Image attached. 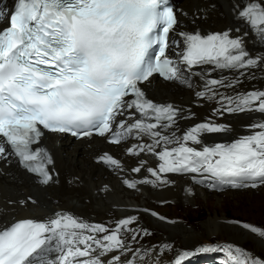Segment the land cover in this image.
Wrapping results in <instances>:
<instances>
[{
  "label": "snow or ice",
  "instance_id": "1",
  "mask_svg": "<svg viewBox=\"0 0 264 264\" xmlns=\"http://www.w3.org/2000/svg\"><path fill=\"white\" fill-rule=\"evenodd\" d=\"M226 2L230 26L204 33L181 31L170 0H16L14 9L0 0V22H8L0 28V170L15 158L41 184L53 182L48 166L54 161L39 147L47 130L78 139L98 135L117 145L144 141L127 151L140 157L131 171L151 178L125 179L129 189L165 187L175 183L172 175L213 191L264 188V89L240 90L264 79V54L246 46L252 36L264 48V0ZM208 7L217 9L216 0ZM199 11L193 23L203 18ZM154 75L217 104L214 117L260 118L233 142L207 146L204 136L229 133L230 126L208 118L181 129L180 121L195 114L150 100L140 85ZM99 159L123 170L107 153ZM242 227L264 240L260 227ZM151 235L136 216L103 224L56 213L47 222L26 219L0 229V264H193L220 252L226 259L219 264H264V257L231 244L145 248L140 241Z\"/></svg>",
  "mask_w": 264,
  "mask_h": 264
},
{
  "label": "bare ground",
  "instance_id": "2",
  "mask_svg": "<svg viewBox=\"0 0 264 264\" xmlns=\"http://www.w3.org/2000/svg\"><path fill=\"white\" fill-rule=\"evenodd\" d=\"M209 2L210 0H180L177 9L179 20L182 22L180 30L194 31L199 28L207 33L222 31L229 27L232 17L229 15L226 0H216L217 9L209 8ZM200 9H204L203 18L193 23V17L201 15ZM239 27L242 30L246 29L243 23ZM246 46L254 55L264 54V48L252 36L247 38ZM216 75L218 73H213V76ZM151 80V84L145 85L150 100L161 104H173L183 108L185 113L190 111L195 114L194 118L180 121L181 129L208 118L230 126L232 131L229 133L204 136V144L207 146L233 142L248 134L247 125L260 118L258 113L231 115L225 113L223 117H214L213 109L217 104L198 100L193 91L178 83L170 84L153 78ZM254 86L264 89V79L258 76L255 81H246L240 86V90H250ZM143 142L132 139L126 145L108 146L104 139L93 138L75 142L64 136L47 134L42 146L54 161L49 165L54 181L49 185L41 184L14 160L0 170V229L26 219L47 222L56 213H68L88 223L103 224L112 223L118 218L136 216L140 223H144L154 233L149 242L143 244L145 248L168 243L173 245L175 250L181 251L202 244L204 239L216 237L227 238L231 245L243 250L248 244L255 242L256 251L251 254L262 257L258 252L264 254V243L249 231L231 226L227 218L218 213L217 208L213 215L208 210L210 214L207 220L197 227L183 223L169 225L146 212L147 209L160 215L167 211L170 213L172 208L168 207L172 205L174 207L180 205L187 212H199L203 203L210 207L214 202L217 203V207L222 208L229 199L244 194L255 195L256 191L239 189L238 192H234L237 189H232L229 192L218 193L194 184L190 177L177 175L171 176L175 183L165 187L139 184V190L129 189L123 183L125 179L151 178L147 172L138 174L131 171L139 163L140 157L129 155L127 149ZM105 153L117 159L123 170L114 166L107 167L100 162L99 158ZM165 203V209L159 207ZM171 255L173 254L170 253L169 256ZM201 260L202 264L206 261L201 257L194 259ZM210 264L217 263L212 258Z\"/></svg>",
  "mask_w": 264,
  "mask_h": 264
},
{
  "label": "rangeland",
  "instance_id": "3",
  "mask_svg": "<svg viewBox=\"0 0 264 264\" xmlns=\"http://www.w3.org/2000/svg\"><path fill=\"white\" fill-rule=\"evenodd\" d=\"M229 191H232V189L223 190L222 193L229 192ZM238 191L239 190L234 191V192H238ZM255 191H256L255 195L244 194L243 196L229 199L228 201H226V204L222 208L221 206L217 207L216 202H214L213 204L211 203L210 207H208L206 203H203V206L199 212H195V211L187 212L180 205H176V207L172 205V207L171 206L168 207L170 209L172 208L170 213H168L167 211V212L161 213V216L166 217L167 221L171 222L169 223V222L164 221L166 224H169V225H176V224L183 223L187 226L197 227L201 225L202 222L207 220L208 215L210 213H212L213 215L214 211L217 208L218 213L220 215L225 216L231 226H238V227H241L243 230H245L242 227V225L244 223H248L252 226L260 227L262 230H264V188L255 189ZM165 205L166 203L164 205L160 204L159 207L165 209L166 208L164 207ZM208 210H210V213H208L209 212ZM140 224L143 227L148 229V227L144 223L141 222ZM151 233H152L151 236L145 237L140 241L141 245L149 242L151 237L154 235L152 231ZM255 237L261 240V238L257 237L256 235ZM261 241L264 243V240H261ZM201 243L202 244H215V245H220V246L231 244L227 238L221 239V238H216V237L204 239ZM255 247H256V243L251 242L250 244H248V246L245 248L244 251L245 252L249 251L247 253L251 254V252L256 251ZM175 248H178V247H175ZM234 248H240V247L234 246ZM212 254H218L216 258H214V260H217L219 262L221 259H226L223 252L203 254V255L198 256L197 258L201 257L202 259L206 260L207 256L212 255ZM258 254L264 257L263 253L258 252ZM251 255L255 256L253 254ZM198 262L199 264H202L203 260L198 261Z\"/></svg>",
  "mask_w": 264,
  "mask_h": 264
}]
</instances>
